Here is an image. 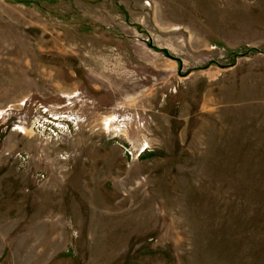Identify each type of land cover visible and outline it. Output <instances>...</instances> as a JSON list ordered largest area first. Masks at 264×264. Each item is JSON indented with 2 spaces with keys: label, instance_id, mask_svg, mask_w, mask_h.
I'll list each match as a JSON object with an SVG mask.
<instances>
[{
  "label": "rangeland",
  "instance_id": "374dc122",
  "mask_svg": "<svg viewBox=\"0 0 264 264\" xmlns=\"http://www.w3.org/2000/svg\"><path fill=\"white\" fill-rule=\"evenodd\" d=\"M0 264H264V0H0Z\"/></svg>",
  "mask_w": 264,
  "mask_h": 264
}]
</instances>
